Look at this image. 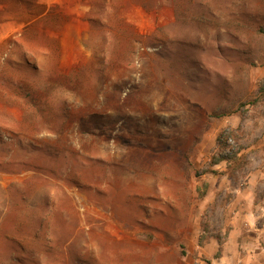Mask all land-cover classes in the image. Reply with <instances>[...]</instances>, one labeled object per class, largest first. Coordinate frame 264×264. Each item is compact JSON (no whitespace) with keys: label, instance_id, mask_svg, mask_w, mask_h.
Returning <instances> with one entry per match:
<instances>
[{"label":"rangeland","instance_id":"obj_1","mask_svg":"<svg viewBox=\"0 0 264 264\" xmlns=\"http://www.w3.org/2000/svg\"><path fill=\"white\" fill-rule=\"evenodd\" d=\"M261 89L264 0H0V264H264Z\"/></svg>","mask_w":264,"mask_h":264},{"label":"trees","instance_id":"obj_2","mask_svg":"<svg viewBox=\"0 0 264 264\" xmlns=\"http://www.w3.org/2000/svg\"><path fill=\"white\" fill-rule=\"evenodd\" d=\"M261 90H262V89H261ZM262 92H264V89L262 90ZM223 139H224V136L221 134V135L219 136V138H218L219 143L222 144V142L224 141ZM222 160H226V159L222 158L221 161H222ZM208 264H210V263H208Z\"/></svg>","mask_w":264,"mask_h":264},{"label":"crops","instance_id":"obj_3","mask_svg":"<svg viewBox=\"0 0 264 264\" xmlns=\"http://www.w3.org/2000/svg\"><path fill=\"white\" fill-rule=\"evenodd\" d=\"M252 176L254 177V176H255V174H254V175L252 174ZM251 182H255V180H254V181H251ZM224 259H225V258H224Z\"/></svg>","mask_w":264,"mask_h":264}]
</instances>
